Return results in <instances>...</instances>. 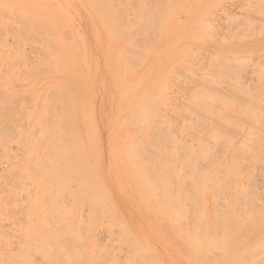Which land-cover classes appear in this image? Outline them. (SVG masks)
<instances>
[{
  "label": "rangeland",
  "instance_id": "obj_1",
  "mask_svg": "<svg viewBox=\"0 0 264 264\" xmlns=\"http://www.w3.org/2000/svg\"><path fill=\"white\" fill-rule=\"evenodd\" d=\"M17 1L13 0L17 10H30L31 18L26 14L29 19L24 15L23 20L22 15H16L18 11L0 13V40L21 52L16 63L5 64L1 59L6 54L0 46V81L15 89L0 92L2 204L6 189L17 183V188L10 190L6 211L10 209L11 217L17 215V240L13 231L7 232L15 221L11 222V217L8 221V214L2 211V230L13 223L4 233L15 242L6 246L0 240V264H264V0H114L118 30H127V38H131L127 41H121V34H108L88 0ZM13 15L17 21L22 18L17 25ZM42 16L51 24L47 26L49 21H43ZM8 21L13 29L6 28ZM52 24L55 29L60 27L57 34L48 29ZM43 28L47 31L42 32ZM55 36L75 46L70 53L72 61L67 51L63 54L60 43L52 45ZM55 45L60 53L54 50ZM133 52L136 55L130 56ZM125 55L130 62L136 60L135 66L131 63L133 70ZM47 57H54L50 61L57 63ZM67 61H71L70 68L75 67L70 70ZM117 62L128 64V68L120 67L126 79L113 75V69L118 71ZM137 62L142 64L134 69ZM126 69L130 71L127 75ZM160 75L166 77L164 84ZM157 76L164 86V102L160 99L163 104L153 112V104L144 109L143 123L150 132L146 134L156 132L157 138L164 135L166 140H176L161 144L163 140L154 136V142L149 141L157 145L160 140L159 145L147 141L145 150L140 148L149 154L135 149L152 156L151 162L138 154L145 157L147 171L159 167L152 171L153 181L156 175L155 181L151 180L154 190L150 185L143 188L147 191L148 187L152 194L155 205L150 206L134 196L139 186L131 182V172L116 154V147L125 154L130 137L143 133L119 127L127 108L118 112L117 94L140 85L146 89L153 83L156 92L161 85ZM73 79L79 83V92L70 100L81 109L70 116L66 87H72ZM144 88L140 90L150 91ZM83 90L87 94L81 93ZM153 95L145 101L160 102L149 99ZM199 95L201 100L195 97ZM190 102L195 107L190 108ZM6 113H12V118H5ZM167 149L169 154L173 152L169 155ZM180 175L182 178L177 177ZM174 197L180 198L179 202ZM115 204L153 207V223L148 229L143 227V234L137 232L145 241L130 231ZM154 228L164 237L155 236ZM5 249H11L10 257Z\"/></svg>",
  "mask_w": 264,
  "mask_h": 264
},
{
  "label": "bare ground",
  "instance_id": "obj_2",
  "mask_svg": "<svg viewBox=\"0 0 264 264\" xmlns=\"http://www.w3.org/2000/svg\"><path fill=\"white\" fill-rule=\"evenodd\" d=\"M17 1V0H16ZM20 1H22V0H20ZM41 1H43V0H41ZM123 1L125 2V0H122V3H123ZM140 1V0H139ZM28 2H30V1H28ZM46 3L47 2H50V1H45ZM88 2L94 7L95 6V8H93V9H95L96 10V12L99 14V16H100V18H102V20H103V26L105 27V30L108 32V34H110V35H116V34H118V36L121 34L122 35V39H121V41L122 40H125L126 39V41H127V39L129 38V35L127 36V33H126V31H125V29H124V31H125V33H124V31L122 30V31H119L118 30V25L119 24H117L116 23V18H117V16H116V14L114 15V13H115V9H114V7L116 6L115 5V3H114V0H88ZM138 2V1H137ZM18 3H20V2H18L17 1V4ZM22 3H24V2H22ZM27 3V2H26ZM120 3V2H119ZM129 3V2H128ZM149 3V2H148ZM17 4H15L14 2H13V0H0V13H2V11H6L7 12V14H12V13H15V11H18L19 13L18 14H16V15H22V17L24 16V15H26L27 13H29L30 12V10H28L29 12H27V13H25L26 11H27V9H26V11L25 10H21V11H23V12H21L20 10H17ZM25 4V3H24ZM121 4V3H120ZM131 4V3H130ZM137 4V3H136ZM141 4V3H140ZM147 6H148V4L147 3H145ZM51 6H52V4H50ZM115 5V6H114ZM38 6H42V5H38ZM44 6V5H43ZM46 6V5H45ZM119 7L121 6V5H118ZM118 6H117V8H118ZM130 6V5H129ZM138 6V5H137ZM136 6V7H137ZM26 7V6H25ZM139 7V6H138ZM142 7V6H141ZM38 8V7H37ZM42 8V7H41ZM116 8V7H115ZM126 8V7H125ZM124 8V9H125ZM131 8V7H130ZM30 9V8H29ZM43 9H46V8H43ZM49 9V8H48ZM122 9V8H121ZM132 9V8H131ZM134 9H136V8H134ZM146 9H148V8H146ZM160 9V11H161V13H163L162 12V10H161V8H159ZM158 9V10H159ZM60 9L58 8V10L56 9V11H59ZM123 10V9H122ZM126 10V9H125ZM133 10V9H132ZM34 11V10H33ZM39 11H40V9H39ZM44 12H43V14H42V11L40 12V14H42L43 16L45 15L46 16V14H44L45 13V11L46 10H43ZM53 10H51V12H52ZM62 10H60L59 11V13L61 12ZM124 11V10H123ZM129 11V10H128ZM131 11V10H130ZM136 11H138V10H136ZM148 11V10H147ZM159 11V12H160ZM22 14H21V13ZM36 12V11H35ZM47 12H49V10L47 11ZM125 12V11H124ZM127 12V11H126ZM146 12V11H145ZM25 13V14H24ZM37 13V12H36ZM39 13V12H38ZM58 13V14H59ZM158 13V12H157ZM34 13L32 12V15H33ZM40 14H34L35 16L37 15V17L40 15ZM55 14V13H54ZM57 14V15H58ZM60 14H62V12L60 13ZM124 14V13H123ZM123 14H121V15H123ZM140 14V13H139ZM146 14H148L147 12H146ZM16 15L14 16L13 15V17H15V18H13V21H16V25H17V22H21V19L22 18H20V20L19 21H17V19H16ZM28 15V14H27ZM24 16V17H30L31 16V14H29L28 16ZM129 15V14H128ZM145 15V14H144ZM158 15V14H157ZM34 16V18L36 19V21L37 20H39V19H37V17H35ZM42 16V17H43ZM124 16V15H123ZM122 16V17H123ZM127 16V15H126ZM142 16V15H141ZM148 16V15H147ZM146 16V17H147ZM7 17L9 18V16L7 15ZM6 17V18H7ZM18 17V16H17ZM20 17V16H19ZM23 17V18H24ZM29 17L27 18V19H29ZM119 17V16H118ZM131 17H132V15H131ZM146 17H145V19H146ZM149 17V16H148ZM158 17V16H157ZM161 17V16H160ZM12 18V17H11ZM31 18V17H30ZM38 18H40V16L38 17ZM43 18H45V17H43ZM57 18H58V16H57ZM124 18H125V16H124ZM128 19H129V17H127ZM142 18V17H141ZM151 18V17H150ZM154 18H156L155 16L153 17V19ZM164 18H165V15H164ZM16 19V20H15ZM42 19V18H41ZM126 19V18H125ZM10 20H12V19H10ZM23 20H25V18L23 19ZM120 20V19H119ZM144 20V19H143ZM150 20V19H149ZM166 19H163V21H165ZM170 20V19H169ZM26 21V20H25ZM30 21V23L32 22V20H29ZM41 21L42 20H40V23H41ZM43 21H49L47 18H45ZM42 21V24L44 23ZM120 21H122V20H120ZM135 21V20H134ZM150 21H152L153 22V24H155L154 22H156L155 20H150ZM149 21V22H150ZM11 21H8V23H6L5 24V26H6V28L7 29H11V27H12V29H13V26H12V22L10 23ZM129 22V21H128ZM151 22V23H152ZM168 22V21H167ZM29 23V22H28ZM34 23V20H33V22H32V24ZM48 23H50V21L49 22H46V24H47V26H48ZM125 23V22H124ZM124 23H122L123 25H124ZM130 23H131V21H130ZM145 23H146V21H145ZM158 23V22H157ZM161 23V22H160ZM20 24V23H19ZM35 25L37 24V23H34ZM33 24V25H34ZM46 24H45V28H46ZM51 24V23H50ZM64 25H65V22L63 23ZM142 24V23H141ZM150 24V23H149ZM153 24H152V26H153ZM163 24H165V22H163ZM1 25V24H0ZM39 24H37V26H38ZM121 25V24H120ZM127 25V24H126ZM130 25V24H129ZM143 25H144V23H143ZM31 26V28H32V25H30ZM53 26V27H52ZM122 26V25H121ZM120 26V27H121ZM142 26V25H141ZM141 26H139V27H141ZM159 26H160V24H159ZM203 26H204V24H203ZM2 27V26H1ZM36 27V26H35ZM40 27V30H41V25L39 26ZM51 27V28H50ZM50 27H48V29L51 31L52 29V31L53 32H57L58 33V31H57V29H59L60 27H58V28H56L55 29V27H57V26H54V24H52V25H50ZM129 27V26H128ZM128 27H126V28H128ZM150 27H151V24L149 25V29H150ZM156 27V26H155ZM34 28V27H33ZM122 28V27H121ZM143 28V27H142ZM148 28V27H147ZM154 28V27H153ZM152 28V29H153ZM162 28V27H161ZM1 29L2 28H0V31H1ZM18 29V28H17ZM30 29V28H29ZM28 29V30H29ZM39 29V28H38ZM47 29V28H46ZM44 30V28H43V30L44 31H42V32H46L47 30ZM139 29V28H138ZM145 29H146V27H145ZM3 30V29H2ZM15 30V29H14ZM32 30V29H31ZM65 30V29H64ZM147 30V29H146ZM163 31H164V28L162 29ZM196 30V29H195ZM20 31V30H19ZM63 31V30H62ZM22 32V31H21ZM55 32V33H56ZM119 32V33H118ZM122 32V33H121ZM135 32V31H134ZM157 32V31H156ZM197 32V31H196ZM195 32V33H196ZM199 32V31H198ZM202 32H204V31H202ZM5 33V32H4ZM3 33V34H4ZM34 33V32H33ZM56 33V34H57ZM158 33V32H157ZM160 33H161V29H160ZM159 33V34H160ZM162 33H164V32H162ZM194 33V32H193ZM194 33V34H195ZM200 33V32H199ZM7 34V32L5 33V35ZM49 34V33H48ZM129 34V33H128ZM133 34V33H132ZM145 34H147V33H145ZM40 35V34H39ZM64 35V34H63ZM125 35V36H124ZM141 35V34H140ZM144 35V34H143ZM16 36H17V30H16ZM35 37L36 36H38V35H34ZM52 36V35H51ZM54 36V35H53ZM52 36V37H53ZM58 36V35H57ZM61 35H59V38H63V37H60ZM117 36V35H116ZM117 36V37H118ZM161 36V35H160ZM160 36L158 37V38H160ZM192 36V35H191ZM51 37V39L50 40H52L53 42H54V38H52ZM66 37V36H65ZM120 37V36H119ZM128 37V38H127ZM134 37V36H133ZM142 37V36H141ZM123 38H125V39H123ZM135 38H136V36H135ZM48 40H49V38H47ZM120 39V38H119ZM131 39V38H130ZM130 39H128V40H130ZM4 41H5V39H3ZM2 39L0 40V46H2L3 48H4V50H2L1 52H3V54H6L3 58L1 57V55H3V54H1L0 55V57L2 58L1 60H3V62L5 61V64L6 63H16L17 62V54H19V50L17 51V47L15 48L14 46H13V48H9V47H6V42L4 43V41H3ZM33 40V39H32ZM41 40V39H40ZM40 40H38V41H40ZM55 40H57V41H55L54 43L53 42H51V43H49V44H52V45H54L55 43L56 44H58V43H60V45L61 46H59V45H55L56 47L57 46H59L60 47V49H61V47H62V52H63V50H64V52H66L67 51V54L68 55H66L67 56V58H69L70 60H71V56H70V53H71V51H72V48L73 47H75V46H72L71 45V43L72 42H68L69 44H70V47H69V45H68V47H67V45L65 46V42L64 43H62L61 42V39H58V37H56L55 36ZM68 40V39H67ZM72 40V39H71ZM138 40H141V39H139L138 38ZM157 40H159V39H156V41ZM194 40V39H193ZM36 41V40H35ZM34 41V42H35ZM126 41H125V43H126ZM143 41H144V36H143ZM58 42V43H57ZM129 42V41H128ZM132 42V41H131ZM135 42H136V39H135ZM134 42V43H135ZM158 42V41H157ZM67 43V42H66ZM67 43V44H68ZM136 43H138V42H136ZM135 43V44H136ZM18 44V43H17ZM123 44V43H122ZM158 44V43H157ZM8 45V44H7ZM132 45V44H131ZM136 45H138V44H136ZM10 46V45H9ZM43 46H45V45H43ZM54 46V47H55ZM72 46V47H71ZM133 46V45H132ZM139 46H140V44H139ZM50 47H53V46H50ZM122 47V46H121ZM148 48H150V46H147ZM47 48V47H46ZM46 48H44V49H46ZM124 48V47H123ZM128 48V47H127ZM134 48V47H133ZM136 48V47H135ZM140 48H141V46H140ZM140 48H139V50H140ZM143 48V47H142ZM146 48V47H145ZM145 48H143V50L145 49ZM180 48V47H179ZM182 48V47H181ZM60 49H58V47H57V49L55 48L54 50H59L58 52L60 53ZM67 49H69V50H67ZM71 49V50H70ZM115 49H116V47H115ZM120 49V48H119ZM126 49V48H125ZM124 49V50H125ZM153 49V48H152ZM21 50V49H20ZM122 50V49H121ZM132 50L133 49H131V52H132ZM136 51L138 50V49H135ZM179 50V49H178ZM48 51H51V50H48ZM53 51V50H52ZM144 51H146L147 52V49L146 50H144ZM176 52H177V50H175ZM175 51H174V53H175ZM18 52V53H17ZM64 52H63V54H64ZM125 52V51H124ZM137 52H139V51H137ZM141 52V51H140ZM143 52V51H142ZM149 52V51H148ZM21 53V52H20ZM52 53H54V51L52 52ZM52 53H51V56H52ZM120 53H121V51H120ZM120 53H117V57H119L121 54H124L123 52L120 54ZM44 53H42V55H43ZM55 54V53H54ZM120 54V55H119ZM126 54V53H125ZM130 54H134V52L133 53H129V55ZM144 55H145V52L143 53ZM61 55V54H60ZM134 55H136V54H134ZM138 55V54H137ZM149 55V54H148ZM19 56V55H18ZM26 56V55H25ZM39 56H40V54H39ZM46 56H48L47 54H46ZM50 56V55H49ZM48 56V57H49ZM50 56V57H51ZM53 56H55V55H53ZM62 56V55H61ZM61 56H59V57H61ZM69 56V57H68ZM116 56V55H115ZM121 56H123L124 57V55H121ZM120 56V57H121ZM126 56V55H125ZM131 56V55H130ZM217 56H218V54H217ZM47 57V59L50 61V59H55L54 57L53 58H48ZM56 57V56H55ZM63 57V60H64V57H65V55L64 56H62ZM127 58H128V56H126ZM133 57V56H132ZM145 57V56H144ZM143 57V58H144ZM21 58H22V56H21ZM25 58V57H24ZM125 59L126 60V63H130V67L128 66V64H126L125 62H123V63H120V65L118 64V62H117V65H116V67H118L117 69H118V71H119V73H118V71L116 70V69H113V75L114 76H116V77H120L119 79H126V76L122 73L123 72V70H120V67L121 66H123V67H129V68H132V70H133V67L135 66L134 64H135V62H136V60H135V62H134V60L132 61L131 60V62L130 61H128L129 60V58L128 59ZM135 58H137V56H135ZM139 58V57H138ZM137 58V59H138ZM58 59V58H57ZM65 59H66V57H65ZM115 59H117V58H115ZM142 59V58H141ZM165 59V58H164ZM0 60V61H1ZM43 60V59H42ZM46 60V59H45ZM59 60H60V58H59ZM67 60V59H66ZM140 59H138V62H140L139 61ZM162 60V59H161ZM7 61V62H6ZM46 62V63H49L50 64V62L52 61L53 63H57V62H55V61H53V60H51L50 62ZM72 61V60H71ZM71 61H67V62H65L66 64H68V63H70ZM117 61H118V59H117ZM124 61V60H123ZM143 61H144V59H142V63H143ZM158 61V60H157ZM51 62V63H52ZM137 62V63H138ZM161 62V61H160ZM43 63V62H42ZM131 63H132V65H134L133 67L131 66ZM141 63V64H142ZM40 64H41V62H40ZM45 64V63H44ZM72 64H74L73 62H72ZM78 65H80V63L78 62L77 63ZM141 64H139L138 63V65L134 68V69H137V67L139 66V65H141ZM51 65H53V64H51ZM69 65V64H68ZM68 65H66V66H68ZM155 65V64H154ZM15 66V65H14ZM70 66H71V63H70V65H69V68H70ZM74 67H75V65H73ZM73 67V68H74ZM127 67V68H128ZM72 67L70 68V70L71 69H73ZM115 68V67H114ZM128 70V71H127ZM131 70V69H130ZM131 70V71H132ZM164 70H165V68H164ZM126 72V75L128 74V73H130V71H129V69H126L125 70ZM8 72V71H7ZM133 72V71H132ZM170 72V71H169ZM112 73V72H111ZM163 73V72H162ZM8 75H9V73H7ZM11 75V77H14V76H12L13 74H10ZM166 75V74H165ZM113 76V77H114ZM162 75H160V78H162L161 77ZM115 77V78H116ZM134 77V76H133ZM158 77V76H157ZM160 78L158 77V82H159V80H160ZM164 78H165V80H166V77H164L163 76V78H162V80H163V83L160 81L159 83L161 84H164V82H165V80H164ZM148 79V78H147ZM13 80V79H12ZM12 80H10V82L12 81ZM74 81V83H72ZM73 81H70L71 83H72V87H70L71 85H67V86H69V87H66V95H67V99H68V101H67V105H66V108L69 110V115L70 116H72V114L74 113V110L76 111L77 109H78V111H76L77 113L80 111V109H81V107L80 106H77V103L75 104V102L73 103V101H71L70 99L71 98H75V95H78V87H77V84H79L78 83V81L76 80V79H73ZM1 82V84H0V92L1 93H3V94H5V92H8L9 90H15V89H13V85L12 84H10V83H8V82H3V81H0ZM12 82H14V81H12ZM76 82H77V84H76ZM15 83V82H14ZM71 83H69V84H71ZM156 84H157V82H155ZM158 83V84H159ZM155 84V85H156ZM162 84L158 87L157 86V90L158 91H156V92H153V85H154V83L152 84V86H149V87H147L146 89L143 87V85H140V86H138L135 90H133V89H130V90H127L126 91V93H118L117 95H118V100H120L121 101V103H120V101H119V107H118V112H120L121 111V109L123 108V107H125V108H127V110L126 111H124V113H125V115H124V117L122 118V122H120V126L119 127H124V128H126V129H131V128H134V129H137V130H139V131H142L143 133H141V137L139 136V134H137V136L136 135H133V136H131L130 137V139H129V141H128V143L126 142V146H124V148L125 147H127V148H125L126 149V153L124 154V153H122V151L121 150H119L117 147H116V154H117V157L119 158V160H121V162H123L124 164H125V167H126V169L127 170H129L130 172H131V174H132V178H131V182H133L135 185H138L139 186V189H140V191H139V193H137V194H135L134 196L136 197V199L137 198H139L140 200H141V202H144L145 204H147V205H150V206H153V205H155V203H153V197H152V194L149 192H147L148 191V187H149V185L152 187V188H150L151 190L154 188V186H153V184H152V181H153V178H154V175H153V177H152V171H153V168H152V171H150L149 172V170L147 171L146 169H148L147 167H146V164H148V163H146L145 164V160H151L150 158L152 157V156H150V158H148V156H145L146 155V153H147V151H146V153H145V151H143L142 149L144 148V145H145V143L148 141V142H150L149 140L151 139L152 141H153V139L152 138H154V134L156 133H154L153 134V136H151V134H146V132H148V133H150L148 130L149 129H146V125H147V123H143V122H145V119L143 118V116H142V113H143V111H144V109L148 106V104L150 103L151 105L150 106H152V104H153V106L155 105V107H150V109H152L151 111L153 112V111H155L156 109V107H158V106H160V105H162L163 104V98H161V92H162V90L161 89H163L164 88V86H162ZM66 86V85H65ZM161 86H162V88H161ZM140 87H142V88H144L145 90H150L149 92H145V91H142V90H140ZM155 87V86H154ZM166 87V86H165ZM68 88V89H67ZM126 89L128 88V87H125ZM156 88V87H155ZM71 89H74V91L75 92H73V91H71ZM160 89V90H159ZM232 90V89H231ZM160 91V92H159ZM163 91H164V89H163ZM85 93V94H87L86 92H84V90L83 91H81V93ZM151 93H153L154 95L151 97V98H149V99H152L153 98V101H160V102H158V103H152V101H148V99H147V101H145V99L151 94ZM163 94V93H162ZM199 94V93H198ZM84 95V94H83ZM192 96V95H191ZM201 96H202V94H201ZM102 97V96H101ZM193 97H194V95H193ZM192 97V98H193ZM195 97H200V95L199 96H195ZM203 97V96H202ZM202 97H200L199 99L201 100V98ZM107 98V97H106ZM191 98V99H192ZM157 99V100H156ZM163 101H161V100ZM166 99V98H165ZM194 99H196V98H194ZM199 99H196L197 101L199 100ZM3 99H0V107H2L3 105H2V103H1V101H2ZM169 100V99H168ZM188 100V99H187ZM102 101V100H101ZM104 101V100H103ZM106 101V100H105ZM190 101V100H189ZM192 101H194V103L196 102L195 100H191V102ZM78 102V101H77ZM148 102V103H147ZM186 102H188V101H186ZM185 102V103H186ZM190 102V103H191ZM103 103V102H102ZM159 103H160V105H159ZM189 103V104H190ZM193 103V102H192ZM191 103V105H193ZM198 103H200V101H198ZM101 104V103H100ZM147 104V105H146ZM156 104H158V105H156ZM79 105H80V102H79ZM188 105V104H187ZM190 106V105H189ZM149 107V106H148ZM192 107H195L194 105L193 106H190V108H192ZM64 108H65V106H64ZM65 108V109H66ZM154 108V109H153ZM188 108V107H187ZM63 109V108H62ZM64 109V110H65ZM188 110V109H187ZM190 110V109H189ZM193 110V109H192ZM192 110H190V111H192ZM205 110V109H204ZM170 111H171V109H170ZM1 112V111H0ZM64 112H66V111H64ZM70 112H72L71 114H70ZM133 114H132V113ZM184 112V111H183ZM193 112V111H192ZM67 113V112H66ZM82 113V112H81ZM190 113V112H189ZM75 114V113H74ZM122 114V113H121ZM163 114H166L165 112L163 113ZM162 114V115H163ZM179 114V113H178ZM185 114H187V113H185ZM6 115H7V117H5V118H7V119H11L12 118V113L11 114H7L6 113ZM81 115V114H80ZM137 115V117H135ZM161 115V116H162ZM191 115H193V114H191ZM0 116H2V114H0ZM68 116V115H67ZM70 116H68V117H70ZM188 116V115H187ZM190 116V115H189ZM67 117V118H68ZM164 117L165 118H167L165 115H164ZM210 117V116H209ZM73 118V117H72ZM70 119L71 118H69V121H70ZM74 119V118H73ZM78 119V118H77ZM184 121H185V119H183ZM157 121H158V119H157ZM189 121V120H188ZM191 122H192V120H190ZM66 122V121H65ZM171 122V121H170ZM66 124V123H65ZM73 124V123H72ZM71 124V125H72ZM67 125V124H66ZM75 125V124H74ZM87 125V124H86ZM69 127V126H68ZM10 128H12V127H10ZM161 128V127H160ZM169 129V131H170V127L168 128ZM11 130V129H10ZM13 130V129H12ZM171 130H172V128H171ZM162 131H165L164 130V128H162ZM167 129H166V131H165V133L167 134ZM169 133H171V131L169 132ZM168 133V134H169ZM172 133H174V132H172ZM165 134V135H166ZM167 134V136H172V134H169L168 135ZM159 135H160V133H159ZM156 136H158V135H156ZM155 136V137H156ZM161 137H156L157 139H160L162 142H161V144L162 143H165L164 141H166V142H172V141H174V139L175 138H173V139H171L170 137H169V139L168 140H166L168 137L167 136H165V137H167V138H164V135H160ZM144 137H146V138H144ZM151 137V138H150ZM174 137H175V134H174ZM156 138H155V141H157L156 140ZM164 138V139H163ZM160 140L157 142V145H159V143H160ZM176 140V139H175ZM151 141V142H152ZM125 142V141H124ZM150 142V143H151ZM154 142V141H153ZM152 142V143H153ZM174 144V143H173ZM153 146L155 145V146H157L155 143H153L152 144ZM151 145V146H152ZM175 147V146H174ZM120 148V147H119ZM140 148H142L141 150H142V153L144 154L145 153V155H143L141 152H139V153H141L142 154V156H145V157H147L145 160H144V158L145 157H141V155H138L139 153H137V151L138 150H135V149H139L140 150ZM151 148V147H150ZM173 148V147H172ZM171 148V149H172ZM176 148V147H175ZM178 149V148H177ZM140 150V151H141ZM144 150H145V148H144ZM161 152L163 151L164 152V150H160ZM167 151H168V149H167ZM170 151V150H169ZM169 151L167 152L168 154H169ZM177 150H175L174 149V153L176 152ZM161 152H159L158 154H162ZM166 152V151H165ZM164 152V153H165ZM173 151H171V153H172ZM163 153V154H164ZM170 153V154H171ZM119 154H120V156H119ZM147 154H149V153H147ZM162 154V155H163ZM169 154V155H170ZM176 154V153H175ZM151 155V154H150ZM165 155H166V153H165ZM164 155V156H165ZM169 155H167V156H169ZM183 155H185V154H182L181 155V153H180V156H182L183 157ZM188 155V154H187ZM186 155V157H188ZM174 156V155H173ZM139 157H141V158H139ZM186 157H183V158H185L186 159ZM172 158V157H171ZM181 159V158H180ZM172 160H173V158H172ZM184 160V159H183ZM175 161H176V159H175ZM175 161L173 160V163H175ZM151 162H152V160H151ZM151 162H149V163H151ZM172 162V161H171ZM172 164V163H171ZM151 165V164H150ZM164 165V164H163ZM168 165V164H167ZM165 166V165H164ZM148 167H150V166H148ZM165 167H168V166H165ZM157 168H159V167H157ZM157 168H154V170L155 169H157ZM161 168H162V166H161ZM151 170V169H150ZM160 170V169H159ZM169 169L167 168V171H168ZM161 171H164V168H163V170H161ZM161 171H158L159 173L161 172ZM157 172V171H156ZM155 172V173H156ZM165 172V171H164ZM163 172V173H164ZM154 173V174H155ZM160 174H162V172L160 173ZM159 174V175H160ZM9 175V174H8ZM162 176H165V175H162ZM160 177V179H161V176H159ZM158 177V178H159ZM177 177H181V175L180 176H177ZM157 178V179H158ZM163 178V177H162ZM165 178L167 179V177L165 176ZM165 178H163V179H165ZM182 178V177H181ZM155 179H156V175H155ZM155 179H154V181H155ZM152 180V181H151ZM153 181V182H154ZM158 181H160V180H158ZM165 181H163V183H164ZM159 184H160V182H158ZM161 183H162V179H161ZM152 184V185H151ZM167 184V183H166ZM162 184H160V186H161ZM165 185V184H164ZM163 185V186H164ZM144 186H148L146 189H147V191H145L143 188H144ZM166 186V185H165ZM16 189L17 188V183H15L14 184V187L12 186V189H10V190H13V189ZM7 190V193H6V191H5V194H7V198H5L3 201L5 202L6 201V204L3 202V204H2V202H0L2 205V207L0 208V211H1V214L0 215H2L3 217H4V215H5V213H6V211H7V208H9V198H10V194H11V191L9 190V188H7L6 189ZM154 190V189H153ZM103 191L104 192H107L108 193V195L110 196V194H109V191H108V189L106 188V187H104L103 188ZM4 192V191H3ZM152 192V191H151ZM172 192V191H171ZM153 193V192H152ZM182 193V192H181ZM13 194V193H12ZM171 194V193H170ZM176 195V194H175ZM12 196H14V195H12ZM16 196V195H15ZM114 196V195H113ZM168 196H169V193H168ZM172 196V195H171ZM171 196H169L170 198H171ZM3 197V196H2ZM2 197L0 198V200H2ZM131 197H133L132 195H131ZM178 197H180V194H178L177 195V198ZM4 198V197H3ZM108 198H110V200H111V196L110 197H108ZM174 198H176V197H174ZM174 199V200H178V199ZM181 198V197H180ZM180 198H179V200H180ZM179 200L178 201H176V202H179ZM233 200V199H232ZM231 200V201H232ZM247 200H248V198H247ZM252 200V199H251ZM254 201V200H253ZM252 201V202H253ZM8 202V203H7ZM249 202H251L250 201V199H249ZM5 204V205H4ZM145 204H144V206H145ZM4 205V206H3ZM10 205H12V204H10ZM7 206V207H6ZM119 207V206H117V204H115L114 205V207ZM11 207V206H10ZM12 209V208H11ZM13 209H15V208H13ZM17 209V208H16ZM4 212V215H3V212ZM9 211H10V209H9ZM9 211H8V213H6V215L8 214V216L6 217L7 219H8V221H11V222H14L15 220H17V215H15V217H11L12 215H9ZM11 212H13V211H11ZM16 213V212H15ZM14 213V214H15ZM17 214V213H16ZM11 217V220L9 219ZM2 220H4L3 218H1ZM0 219V221L2 222V220ZM6 219V220H7ZM15 219V220H14ZM0 222V226H1V223ZM15 223H16V225L14 226L13 225V227H11V229L9 230V231H7V232H11V231H13V234H11L12 235V237H14V239H16V236H17V221H15ZM14 223V224H15ZM13 224V223H12ZM12 224L10 225V223H9V225L10 226H12ZM143 224V223H142ZM9 225H7L8 227H9ZM144 225H145V223H144ZM4 226H6L5 225V223H4V225H3V227ZM6 226V227H7ZM147 226H149V225H145V228H147ZM7 227V228H8ZM1 229H0V240L7 246L8 244H10L11 243V241L12 242H15V241H13V239H10L4 232L7 230V228L5 229V231H3L2 229V226L0 227ZM10 228V227H9ZM133 228H134V226H133ZM148 229V228H147ZM131 234V233H130ZM9 235V234H8ZM10 235V236H11ZM145 237H142V239L145 241V239H144ZM140 239V238H139ZM17 240V239H16ZM140 241L142 242V240L140 239ZM3 245V244H2ZM5 246V247H6ZM10 246V245H9ZM3 247V246H2ZM7 248H10V247H7ZM4 249V248H3ZM2 250V249H1ZM6 250V249H5ZM5 250H3L4 252H5ZM10 251H11V249H9ZM8 250V251H9ZM10 251L9 252H7V250H6V253H9L7 256H9L10 257ZM16 252V251H15ZM12 253L13 252H11V255H12ZM15 254V253H14ZM6 256V255H5ZM15 256V255H14ZM14 256H12V257H14ZM11 257V258H12ZM6 258V257H5ZM16 259H17V256H16ZM4 260V259H3ZM14 260H15V257H14ZM8 261V260H7ZM16 263H17V261H15ZM16 263H14V264H16ZM9 264V263H8Z\"/></svg>",
  "mask_w": 264,
  "mask_h": 264
},
{
  "label": "crops",
  "instance_id": "obj_3",
  "mask_svg": "<svg viewBox=\"0 0 264 264\" xmlns=\"http://www.w3.org/2000/svg\"><path fill=\"white\" fill-rule=\"evenodd\" d=\"M115 208L125 220L126 225L130 229V231L133 234H135L136 237L138 236L139 238H142L144 236L142 235L144 233L143 227H145V225H150V223H153L155 219L152 213L153 207H115ZM137 232L142 234H138ZM154 235L163 236L161 230H159L158 228L157 229L154 228ZM146 238L147 240H149L148 235L146 236Z\"/></svg>",
  "mask_w": 264,
  "mask_h": 264
}]
</instances>
